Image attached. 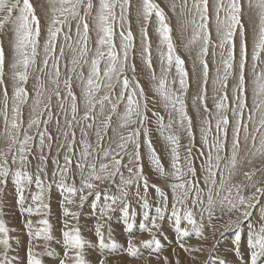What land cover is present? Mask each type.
Wrapping results in <instances>:
<instances>
[{"label": "rangeland", "instance_id": "obj_1", "mask_svg": "<svg viewBox=\"0 0 264 264\" xmlns=\"http://www.w3.org/2000/svg\"><path fill=\"white\" fill-rule=\"evenodd\" d=\"M152 2L157 4L159 8L163 10L165 14V21L171 29L170 35L175 47V52L184 61V69L188 74L187 90L184 91L180 88L179 76L175 68V63L173 62L172 66L169 67L166 61L163 64L161 62V53L167 52V46L162 45L160 42V36L157 32L159 24L155 12H153L148 20L145 21L142 6L143 0H130L127 22L122 29L121 24L124 22L120 20L121 9L119 4H117L114 9L117 19L115 21H111L114 32V50L119 57L123 58V53L120 48V32L122 30L125 31V34L128 30L132 32L133 46L126 61V70L123 74H121L120 81L118 82L116 78L113 77L111 83L114 87L106 88L104 85L109 82L107 80H101V87L95 94V100L98 101L105 94H108L112 103H117L124 76H127L130 81H132L134 76L135 81L139 82L144 92V98L140 99L139 95H137V99L140 103V111L145 119L143 124H140L138 122L139 117L134 114L132 119L137 121V123H131L124 128L119 126V116L125 111V105L127 103L126 90L124 99L120 100L117 104L116 113L111 116L110 127L107 129V133L105 135L102 122L105 117L111 113V105L107 101L104 102L103 115L100 114V105L97 103L93 111L89 113V119H84L87 109L84 103L83 91L86 86L91 60L95 57L96 52L98 34L95 17L99 7V0H92L93 8L91 10V14L87 17V22L89 24V41L87 45L88 53L84 59L88 62L84 63V59H81L80 63L77 65H73L72 63L74 58H80V46L76 43L79 39L76 30L77 21H70V30L68 26L57 25L62 28V31L57 35L55 51L49 49V52H45V43L48 41L47 29L53 15L62 19L58 12L54 13L52 11L54 7H59V3L58 0H30V3L34 7L35 14L40 21V35L38 37L35 64L30 66L28 70L29 78L22 84L28 93V99L27 102L21 106L20 119L22 120V127L20 139H23V131L25 129L28 130L29 135L33 136V140L31 142V153L28 154V160L30 163L23 168L19 162H17V164H12L11 153L8 155V163L13 172L18 168L22 171L26 170L32 175L33 180L31 183L25 182L23 191L24 199L22 203H18L19 194L16 191L14 177L11 173L6 178V183L0 184V219H3L6 226L10 229L9 248L6 253L7 264H27L26 249L29 241V230L25 228V223L28 220H31L34 232L36 229L42 227V225L38 222L43 219H47L51 224V235L53 239L47 242L49 249L47 253H45L44 240L34 241V243L38 245L35 248V251L38 253H44L40 256L42 264H59L61 259L65 260V264H75L76 250L66 248L63 232L69 231L73 228H78L80 230V235L85 241L84 248L81 250V254L83 255L86 248L88 249V242L95 241L101 245L99 242L100 239L96 235L97 225H100V231L103 234L104 243L108 242L107 244H113V242L116 241L126 246L124 247L126 250H123L122 253V259H125V262L123 263L125 264H165V257L167 258L168 264H177V261H179V264H220L221 261H223L224 264H251L250 255L252 249L249 244L250 232H258L261 226H264V219H261L260 212L261 208L264 207V195H260L257 207L251 210L252 215L247 220H245L241 214L236 211L223 214L220 205L217 203L214 208V215L217 218L211 221L212 227L208 226V215L207 212H204L203 223L205 228L203 235L199 238H197L195 233L192 231V226L183 219L184 206L177 204V207L181 209L180 215L182 217L179 227L181 229L187 228L189 230L188 237L178 239V233L176 231L177 225L175 223V218L171 214L172 204L174 201L170 185L191 179L194 183L199 182L200 187L205 189L203 196L205 205L201 207H195L192 205V196L195 195L194 191L189 193V197L186 201V206L193 211L194 218L199 224L201 222V209L206 207L207 204V192L203 180L206 173L201 170V165L205 163V159L209 151V149L204 147L202 144L201 128L208 131V140L209 143H211L213 138L217 135L216 120L223 115H227L229 119L227 141L229 148L231 145L232 130L238 118L241 120L242 125L240 133L241 145L238 156V161L240 162L238 163L235 172L230 177L228 176L227 170H225L227 185H251L259 181L257 186L264 187V156L257 155L253 157L251 155V152L255 150L252 146L253 142L251 140V134L255 132L257 127H259L258 122L262 110L255 108L254 101L255 103H259L261 99H264V97H256L254 95V81L256 79V74L264 73V52L260 54L258 60H252L253 46L256 42L259 31L258 9L249 7L248 0H241V19L245 27L246 41V107L242 115L237 117L233 114L232 108L234 106L233 87L237 83L236 73H238L239 63L240 36L238 30L233 37V43L235 45L234 75L229 77L228 87L226 89V103L228 104V108L226 110L222 109L219 112L215 108V104L220 101L221 96L225 95V92L220 90L219 85H215L213 83L218 75L223 74L224 69L221 52L225 51L219 47L220 37L216 33L215 6L217 0H208V29L210 34V43L208 45L207 56L204 57L209 70L206 84H204L203 80V68L197 56V53L200 52L203 46L202 38L196 39L194 42H190L192 41L195 32L200 31L201 37L203 35L202 30L197 27V25L202 23L200 14L195 7L198 0H152ZM230 2L231 0H221L222 10L219 13L221 19L226 17V11L224 9L227 8ZM83 14L84 9L82 7L80 9V15ZM3 15L4 13H0V16ZM16 15H18V11H14L13 19ZM14 28L15 24L12 22H8L3 26V28H0V46H2L5 51V69L3 76L4 84L0 85V151L4 152H7L8 146V141L5 138L6 126L3 115V93L5 88L7 89L8 95L7 114L9 121H11L12 118V106L14 103L13 88L15 81L13 80V69L11 68V64L15 60V56L12 51V44L14 43ZM144 30H146L148 37L147 44L149 46V53L151 57V68H149L145 63L146 54L143 53ZM65 35L70 36L71 39L66 40ZM81 43H83V41H81ZM69 44H71V47H69ZM61 45L64 46L63 54H61ZM102 50L106 54L107 48L104 47ZM213 53H215V55H213ZM46 57L47 66L44 65ZM106 64L107 60L105 56L104 59H101L99 65L101 76H103V70L106 67ZM254 64L255 67H253ZM132 66L135 67V72H133ZM57 67L60 72L59 78L55 75ZM42 68L43 71H41ZM72 68H75V71L70 72L69 69ZM217 69H219V72ZM80 74H82V78H80ZM153 76H155V79ZM69 77H71V87L76 96L77 103L75 120H73V114L71 112V97L67 96V88L64 83V81ZM57 79L58 85L54 82L57 81ZM161 79H164L165 81L166 90H171L176 95H180L181 92H183L185 110L192 122V137L187 135V121H185L182 125L179 122V114L175 111L172 105L156 91L159 87ZM38 85L42 86L40 87V91L43 93V103L37 109L36 113L39 114L41 110H43V114L40 115L41 124L39 127L33 126L29 129L28 122L34 115L32 113V106ZM202 87L203 92L201 90ZM54 90H58L60 92L59 98L54 94ZM137 92H139V90H137ZM49 95H51V119L46 127L47 133L51 135L52 139L49 146V141L46 135L45 144L41 149L38 147V133L44 131L45 125L43 124V120L48 119V110L44 109V103H48L47 98ZM200 95L204 96L203 104L200 102ZM61 104H63V108H61ZM165 105H167V107ZM205 106L207 111H205ZM237 111H239V109H237ZM154 113L158 115H154ZM250 114L254 117L251 121L248 120ZM158 117L163 118L165 126H167L171 120V127H165L163 135L161 134ZM205 120L207 121L206 124L204 123ZM69 121H71V127L68 126ZM244 123H247L248 125L249 140L247 143L243 141ZM89 124L92 125L91 128L88 127ZM137 128L140 131L139 143L141 161L139 163L142 165L143 176L148 181L147 192L144 190V182L142 180L135 179L136 164H129L130 155H127L116 148V144L119 143L120 135L127 136L129 132ZM97 129H100L101 135L104 137L102 140H98L96 136ZM145 129H147L148 139L151 141L152 146L160 159V163L164 168L166 173L165 176H161L159 171L151 163L148 147L144 143ZM65 132L68 133L67 136L64 135ZM73 133L75 134L73 149L72 151H69L68 144L73 142ZM83 133H86L87 135L85 136ZM261 133H264V128H261L260 132H256L257 145L259 143ZM168 135H175L179 138L178 152L180 159L178 163L181 170L185 172L187 171L186 158L188 157V149L191 148V155L194 167L196 168L195 177L188 174L185 175L181 181H177L171 175L174 170L171 167L172 146L165 139ZM81 141L90 145L89 152L92 153V155L89 156L87 161H85L80 155L83 151ZM16 147L18 148V145ZM106 148H110L113 153L120 152V155L116 157L117 159L122 158L120 173L123 174L125 179H133V183L131 185L124 186V189L127 192L126 197L122 196L118 190V187L121 185L120 173L111 179L91 181L94 184L93 189L85 188L83 189V192L80 191L82 188V179L87 177L90 169L85 166L83 172H81V170L76 167L77 162L79 161L85 165L94 163L98 169L101 162L108 163L111 160V156L106 159H102L103 150ZM126 151L129 154L133 152V145L131 143L128 144ZM201 151L204 153L203 155H200ZM228 154L229 153L227 151L222 153V155L225 156ZM41 155L46 157L45 161L40 160ZM65 155L70 157L72 161L70 165H66L64 159ZM53 160H56L58 163H53ZM249 160H251V163L248 162ZM125 166L132 167L133 173L130 174ZM39 167L45 168L44 171L39 172V176L43 182L44 191L42 193V199L34 201L33 196L40 193V189L37 188L35 183V176ZM63 167L68 168L66 174L61 173L60 171ZM221 167H223V163ZM244 172H255L256 175L253 177L252 181H249L243 175ZM53 173H56V175H53ZM60 183L75 187L77 189L76 194L72 195L63 190L59 187ZM217 183H219V173L217 174ZM153 185L160 187L168 198V207L165 211L164 219L157 220V228H152L151 217L156 215L155 207L162 204V198L156 193ZM97 192L100 194L99 200L96 199ZM254 192L255 188L249 186L244 189L243 194L247 196ZM177 194L182 195L180 190H177ZM226 194L227 193L225 191H222L220 195L222 197ZM81 195L86 197L83 202L80 200ZM105 195H115L120 197V199L112 205L111 210H109L106 214H102L101 209L105 204ZM233 195H235V189H233ZM68 199H71L72 203H68ZM145 199H147L150 206L148 209V220H145L143 215L145 211L143 208ZM214 199L218 201L220 197H215L214 195ZM45 204L48 206L47 208L42 206ZM93 205H95V207H93ZM125 205H127L129 209L127 216H125L123 212V207ZM38 206V214L34 212L32 215H29L26 211H24L29 207L36 209ZM64 209H68L70 213H76V215L66 216L64 214ZM133 212L135 215H132ZM237 219L241 221L238 228L226 229L224 227L229 220ZM141 224H144L145 228H141ZM128 225H131V228H129ZM13 229L14 231H12ZM237 233L240 236V240L238 242L235 239ZM153 237L161 243V248L158 252L153 251L155 247L154 243L149 246H145L142 243L143 241L153 240ZM129 240H131L137 248L136 256L132 257L128 254L127 247ZM224 240L225 242L226 240L228 242L224 243ZM181 243L184 244L183 248L180 247ZM185 249L190 250L186 251ZM235 249H238L239 252L237 253ZM65 251L68 252L67 258L64 256ZM4 253L5 250L3 249V246H0V259H5ZM114 254L115 253L109 252L106 258L107 261L103 262L99 260L98 264H118L120 262V257H118L119 254ZM247 259L248 261H246ZM257 264H264V258H261Z\"/></svg>", "mask_w": 264, "mask_h": 264}, {"label": "snow or ice", "instance_id": "obj_2", "mask_svg": "<svg viewBox=\"0 0 264 264\" xmlns=\"http://www.w3.org/2000/svg\"><path fill=\"white\" fill-rule=\"evenodd\" d=\"M59 7H54L52 11L58 12L61 18L53 15L47 32H48V41L45 43V52H49V49L55 51L56 47V39L57 35L61 33L62 28L60 26H68L70 30V21L76 20V30L79 39L76 43L80 46L79 47V59L74 58L72 60L73 65H77L80 63L81 59H84L88 53V41H89V24L87 22V17L91 14V10L93 8L92 0H58ZM249 7H254L258 9V16H259V31L256 42L253 46L252 52V60L256 61L260 57V54L264 52V0H248ZM117 4H119L121 9L120 20L124 23L121 24V28L123 29L126 22H127V13L128 8L130 7V0H99V7L95 17L96 21V29L98 34V39L96 41V52L95 57L91 60V65L88 73V78L86 80V86L83 91L84 95V103L87 111L85 112L84 119H89V113L93 111L98 103L100 105V114L103 115L104 112V102L107 101L111 105V113L105 117L103 120V130L104 134L106 135L107 129L110 127V121L112 114H115L117 111V104L120 100H123L125 97V91L127 90V103L125 105V111L123 114L119 116L121 128L126 127L131 123H137V121L133 120L132 117L135 114L139 117V123L143 124L144 116L140 111V103L137 99V95H139L140 99L144 98V92L141 88L139 82L135 81V77L133 76L132 81H130L127 76H124L122 80V88L117 100V103H112L110 96L105 94L100 100H95V94L99 91L101 87V80H107L109 83H106L104 87L112 88L114 85L111 83L113 77L119 82L121 74H123L126 70L127 58L129 52L132 48V41L133 35L130 30L120 32L121 37V51L123 53V58L119 57L114 50L115 45L113 43V24L111 21H115L117 19L114 9L116 8ZM143 16L145 21L155 12V15L158 19L159 27L157 28V32L160 36V42L162 45L167 46V52L161 53V62L162 64L166 61L167 65L170 67L172 66L173 62L175 63V68L177 74L179 76V84L181 90L186 91L188 84H187V72L184 69V61L181 59L179 55L175 52V47L170 35L171 29L169 25L165 21V14L159 6L152 2V0H143ZM83 7L84 14L80 15V9ZM197 11L200 14V19L202 23L197 25V27L202 30V37L201 32L197 31L194 33L192 41L194 42L196 39L202 38L203 46L200 52L197 53L199 58V62L203 68V80L204 84L207 83L208 79V64L204 59L208 53V45L210 43V34L208 29V0H198L195 4ZM222 10L221 0H217L215 11H216V33L220 37L219 47L225 51L221 52L222 57V64H223V74L218 75L216 79L213 81L215 85H219L221 91L225 92V95H222L220 101L215 104V108L219 112L220 110H226L228 108L227 95L226 89L228 87V80L229 77L234 75V43L233 37L236 34L237 30L239 31L240 36V45H239V63H238V73L237 75V83L233 87V100L234 106L232 108V112L235 116L240 117L245 110L246 103H245V63H246V41H245V27L242 23L241 13H242V5L241 0H231L228 4L227 8L224 9L226 11V17L221 19L219 16L220 11ZM14 11H18V15L15 16L13 19ZM0 13H4L3 16H0V28L8 23L12 22L15 24L14 28V43L12 44V51L15 56L14 62L11 64V68L13 69V80L15 81V85L13 88V106H12V118L11 121L8 119L7 114V89H4V121L6 126L5 131V138L8 141L7 152L0 151V184L6 183V178L10 175V173L14 177V183L16 185V191L19 194L18 203L23 202V191L25 182L31 183L33 180L32 175L24 170L22 171L20 168L16 169L14 172L9 166L8 163V155L11 153L12 164H19L21 167H25L27 164L30 163L28 160V154L31 153V142L33 140V136L28 134V130L25 129L23 131V139H20L21 135V127H22V120L21 117V106L27 102L28 93L25 88L22 86L24 82H26L29 78V68L35 64V58L37 55V44H38V37L40 35V21L35 14V10L33 5L30 3V0H0ZM82 25V31H81ZM66 40H70L71 37L65 35ZM147 32L146 30L143 31V40H144V47L143 53L145 55V63L149 68L152 67L151 64V57L149 53V46L147 44ZM83 41V43H81ZM71 47V44H69ZM104 47L107 48V52L102 50ZM187 47V45H186ZM64 46L61 45V54H63ZM215 55V53H213ZM106 56L107 64L103 70V76H101L100 70V62L101 59H104ZM58 59V58H57ZM88 61L84 59V63ZM44 65L47 66V57L44 60ZM55 66V65H54ZM255 67V64L253 65ZM4 69H5V51L2 46H0V85L4 84ZM133 72H135V67L132 66ZM43 71V68L41 69ZM70 72L75 71V68L69 69ZM219 72V69H217ZM55 75L57 78L60 76L59 69L57 67ZM80 78H82V74H80ZM155 79V76H153ZM39 79V78H37ZM58 85L57 81H54ZM65 86L67 88V96L71 97V112L73 114V120H75L76 113H77V103H76V96L72 91L71 87V77L64 81ZM255 83V90L254 95L256 97H264V73L256 74ZM40 87L37 86L36 96L33 101L32 106V113L34 114L32 118L28 122V128H32L33 126L39 127L41 124L40 115L43 114V110L39 114L37 113V109L43 103L42 96L43 93L40 91ZM139 90V92H137ZM203 92V87H202ZM156 91L165 99L167 100L175 111L179 114L180 123L183 125L185 121H187V135L189 137L193 136L192 132V122L190 117L188 116L185 110V103L183 99V92L180 95H176L171 90L165 89V81L164 79L160 80L159 87ZM54 94L59 98L60 92L58 90H54ZM48 103H44V109L48 110V119L43 120V124L45 125V129L42 132H39V145L41 149L45 144V136L47 135V139L49 141V146L51 142V135L47 133V124L51 119V95L48 96ZM201 104L204 103V96L200 95L199 97ZM254 105L256 109H262L261 115L259 119V127L256 128L255 132L251 134V140L253 142L252 146L255 149L251 152L253 157L260 155L264 156V133H261L259 143L256 144V132H260L261 128H264V99H261L259 103H255ZM63 108V104L60 105ZM167 107V105H165ZM239 109V111H237ZM205 111L207 108L205 106ZM154 115H158L154 113ZM94 119V117H93ZM161 134L163 135L165 127H171V120L167 126L163 123V118L158 117ZM253 115H249L248 120H253ZM204 123L206 124L207 121L205 120ZM68 126L71 127V121L68 122ZM228 126H229V119L227 115L221 116L219 119L216 120V129L217 135L213 138V141L209 143L208 140V131L204 128H201L202 133V144L204 147L208 148V154L205 159V163L201 165V170L206 173L204 175V185L207 192V204L206 207L201 209V222L198 224L194 218V213L191 209L186 206V201L189 197V193L195 192V195L192 196V205L195 207H201L205 205L204 201V192L205 189H202L199 185V182H193L191 179L173 183L170 185L173 194V204L171 214L175 218V223L177 225L176 231L178 233V239L183 237L189 236V230L187 228L181 229L179 227L181 223V209L177 207V204L183 205V219L187 221L189 225L192 226V231L195 233L197 238L201 237L204 232L205 225L203 223V215L204 212H207L208 219H209V227H212L211 221L217 217L214 215V208L218 203L220 205L221 211L223 214H228L233 211L239 212L241 216L247 220L252 215V209L257 207L260 195H264V187H258L256 183L251 185H227V179L225 177V170L228 172V176L230 177L236 170L237 165L240 161H238V156L240 152V145H241V120L238 118L236 120L235 126L232 130V138H231V145L230 148L228 147ZM89 128L92 127L91 124L88 125ZM243 141L245 143L249 140V132H248V125L247 123L243 124ZM85 136L86 133H83ZM65 136L68 135L67 132L64 133ZM96 136L98 140H102L104 137L101 135L100 129H97ZM139 136L140 131L139 129H134L133 131L129 132L127 136L120 135L119 143L116 144V148L119 149L121 152H124L127 155H130L129 164H136L135 169V179L142 180L144 182V190L147 192L148 190V181L143 176L142 165H140L141 161V153H140V143H139ZM145 140L144 143L147 145L149 150V157L151 163L155 166V168L159 171L161 176H165L166 173L164 171L163 166L160 163V159L156 154L155 149L152 146L151 141L148 139L147 129L144 132ZM75 134L73 133V142L68 144V150L72 151L73 143H74ZM165 139L169 142L171 147V158L172 164L171 167L174 170L171 175L177 181H181L185 175L191 174V176H196V168L194 167L192 155H191V148L188 149V157L186 158L187 163V171H182L181 167L178 163L179 157V138L175 135H168ZM131 143L133 145V152L129 154L127 150L128 144ZM83 151L80 153L82 158L87 161L89 156L92 153L89 152L90 145L81 141ZM18 145V148L16 147ZM63 146V145H62ZM227 151L229 154L227 156L222 155ZM18 153V155H17ZM215 153V154H213ZM204 153L201 151L200 155ZM120 155V152H115L110 148H106L103 150V157L102 159H106L111 156V160L108 163L101 162L99 164V168L97 169L94 163H89L85 165L84 163L77 162L76 167L83 172L85 166H87L90 171L87 177L82 179V188L80 189L83 192V189H93L94 184L91 181L100 180L103 181L105 179H111L112 177L116 176L120 173L121 167V159H117L116 157ZM66 165H70L72 163L69 156L65 155L64 157ZM41 161H45L46 157L44 155L40 156ZM251 163V160L248 161ZM53 163H58L56 160H53ZM223 163V167H221ZM127 167V166H125ZM44 167H39L37 174L35 176V183L37 188L40 189V193L33 196L34 201H38L42 199V193L44 191L43 182L39 176V172L44 171ZM127 170L130 174L133 173L132 167H127ZM61 173H67L68 168L63 167L60 169ZM219 173V183H217V174ZM56 175V173H53ZM121 175V185L118 187L119 192L122 196H127V192L124 189V186L131 185L133 183L132 178L125 179L123 174ZM243 175L246 177L247 180L252 181L253 177L256 175L255 172H244ZM227 185V186H226ZM253 187L255 188V192L251 195L245 196L244 189L246 187ZM59 187H61L66 192L75 195L77 189L72 186H67L64 183H60ZM156 190V193L162 198V204L155 207L156 215L151 217V224L152 228H157V220H163L165 211L168 207V198L165 192L158 186L153 185ZM233 189H235V195H233ZM177 190H180L182 195L177 194ZM215 190V191H214ZM225 191L227 194L221 197V192ZM259 194V195H258ZM215 197H220L217 201L214 199ZM86 199L84 195L80 196L81 202ZM96 199H100V194L96 193ZM105 204L101 209L102 214H106L109 210L112 209V205H114L120 197L115 195H105ZM68 203H72L71 199H68ZM110 202V203H109ZM43 207L47 208L48 206L42 205ZM95 207V205H93ZM149 203L147 199L144 200L143 208L145 209L143 215L144 219H149ZM29 215H32L34 212L37 214L39 213V206L36 209L31 207L25 209ZM128 206L125 205L123 207V212L125 216L128 215ZM261 219H264V207L261 208ZM64 214L75 216L76 213H70L68 209H64ZM132 215H135L133 212ZM42 227L36 229L33 232V224L31 220H28L25 223V228L29 230V241L28 246L26 249L27 255V264H42V260L40 256L44 253H38L35 251V248L38 246L34 241L44 240L45 241V253L49 251L47 242L53 239L51 235V224L47 219H43L38 222ZM241 224L239 219L237 220H229L224 227L227 228H238ZM131 228V225H128ZM141 228H145L144 224H141ZM14 231V229L12 230ZM150 231V230H149ZM9 232L10 229L6 226L5 221L0 219V246H3L5 250V259H0V264H7L6 260V253L9 248ZM96 235L100 239V243L103 246L104 238L103 234L100 231V225L96 227ZM64 242L66 248L75 249V264H86L85 260L82 257L81 250L84 247L85 241L82 239L80 235V230L78 228H73L69 231L63 232ZM236 241L240 240V236L237 233L235 237ZM145 246H149L154 243L155 247L153 251H159L161 248V243L159 240H156L153 237V240L143 241L142 242ZM249 244L251 246V264H257L261 258H264V226H261L258 232H250V240ZM113 247H115V242H113ZM180 247H184V244L181 243ZM189 251L190 249H185ZM128 254L131 256H136L137 248L132 243L131 240L128 242L127 248ZM237 253L239 252L238 249H235ZM65 258L68 257V252H64ZM59 264H65V260L61 259ZM165 264H168L167 258L165 257ZM179 264V261H177ZM220 264H224L223 261Z\"/></svg>", "mask_w": 264, "mask_h": 264}, {"label": "bare ground", "instance_id": "obj_3", "mask_svg": "<svg viewBox=\"0 0 264 264\" xmlns=\"http://www.w3.org/2000/svg\"><path fill=\"white\" fill-rule=\"evenodd\" d=\"M249 153V152H248ZM11 188V187H10ZM53 196V195H52ZM91 217V216H90ZM11 221V220H10ZM14 221V220H12ZM16 222V221H15ZM113 222V221H112ZM13 224V223H12ZM18 224V223H16ZM21 224V223H19ZM92 225V224H91ZM12 226V225H11ZM22 227V226H21ZM16 228V227H15ZM19 228V227H18ZM111 233V232H110ZM108 233V234H110ZM111 235V234H110ZM109 236V235H108ZM115 236V235H113ZM118 237V236H117ZM14 238V237H13ZM112 238V237H111ZM115 238V237H113ZM127 238V237H126ZM110 239V238H109ZM227 239V238H226ZM90 240V239H88ZM116 240V239H115ZM91 241V240H90ZM110 241V240H109ZM118 241V240H117ZM100 242V241H99ZM226 242H228L226 240ZM225 240H224V243H226ZM108 243V242H107ZM106 242L102 245L98 244V242H95V241H92V242H88V249L86 248V251L85 253L82 255L83 258H85V262L86 264H98L99 260L101 261H107V256L109 254V252L111 253H115L114 255H118V257H120V262L118 264H125L123 262H125V259L123 260L122 259V253H123V250H126L124 249V244H120L118 242L115 241V247H113L112 243L111 244H107ZM110 243V242H109ZM126 243V242H125ZM227 245V244H226ZM225 246V245H224ZM64 248V247H63ZM84 248V247H83ZM128 248V247H127ZM145 248V247H144ZM13 249V248H12ZM11 249V250H12ZM141 251V249H140ZM23 255V254H22ZM112 255V254H110ZM109 255V256H110ZM125 255V254H124ZM211 256V255H210ZM114 257V256H113ZM113 257H110V258H113ZM133 257V256H132ZM109 258V259H110ZM115 259V258H114ZM117 259V258H116ZM249 259V258H248ZM248 259L246 261H248ZM134 260V259H133ZM245 260V259H244ZM16 261H19V260H16ZM113 261V260H112ZM115 261V260H114ZM117 261V260H116ZM127 262V261H126ZM245 262V261H244ZM112 264V263H111Z\"/></svg>", "mask_w": 264, "mask_h": 264}]
</instances>
